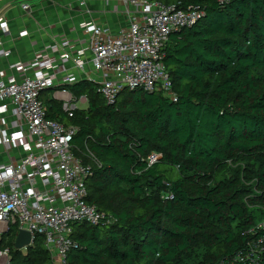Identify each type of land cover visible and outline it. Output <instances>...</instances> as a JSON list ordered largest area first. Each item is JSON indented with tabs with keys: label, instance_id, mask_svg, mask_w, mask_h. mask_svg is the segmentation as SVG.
Instances as JSON below:
<instances>
[{
	"label": "trees",
	"instance_id": "1",
	"mask_svg": "<svg viewBox=\"0 0 264 264\" xmlns=\"http://www.w3.org/2000/svg\"><path fill=\"white\" fill-rule=\"evenodd\" d=\"M202 18L174 33L164 63L177 102L125 91L114 106L99 87H67L88 107L69 119L74 154L93 169L87 203L112 223L73 227L70 264H264L253 251L264 222V0H151ZM93 156V159L90 157ZM153 155L161 157L150 164ZM12 264H54L43 237Z\"/></svg>",
	"mask_w": 264,
	"mask_h": 264
},
{
	"label": "built area",
	"instance_id": "2",
	"mask_svg": "<svg viewBox=\"0 0 264 264\" xmlns=\"http://www.w3.org/2000/svg\"><path fill=\"white\" fill-rule=\"evenodd\" d=\"M122 1L134 11L127 29L113 34L107 27L87 22L80 27L87 38L57 36L33 60L15 65L18 75L0 71V264H12L5 243L12 226L18 227V234L29 232L34 242L43 237L54 264H70L75 225L114 221L87 203L93 169L74 154L78 128L50 119L42 99L45 92H53L52 99L69 119L78 111V102L87 103L86 97H76L67 89L79 83L77 76L68 73L67 62L99 87L109 106L116 105L125 91L138 90L163 93L177 102L164 49L174 33L194 26L203 13L151 0ZM22 9L28 12L31 6L23 4ZM27 35L23 31L20 38ZM89 66L96 78L88 75ZM160 157L153 155L150 164ZM255 230L261 236L253 251L261 249L255 252L261 256L264 222Z\"/></svg>",
	"mask_w": 264,
	"mask_h": 264
},
{
	"label": "crops",
	"instance_id": "3",
	"mask_svg": "<svg viewBox=\"0 0 264 264\" xmlns=\"http://www.w3.org/2000/svg\"><path fill=\"white\" fill-rule=\"evenodd\" d=\"M23 4L30 5L31 10L23 11ZM133 12L122 0H0V71L18 75L14 66L33 60L57 36L65 35L72 40L87 38L80 28L87 22L118 34L129 27ZM23 31L28 35L20 38ZM66 68L79 78V83L87 81L72 62H67ZM87 70L90 77H97L91 66ZM10 120L15 118L10 115Z\"/></svg>",
	"mask_w": 264,
	"mask_h": 264
},
{
	"label": "water",
	"instance_id": "4",
	"mask_svg": "<svg viewBox=\"0 0 264 264\" xmlns=\"http://www.w3.org/2000/svg\"><path fill=\"white\" fill-rule=\"evenodd\" d=\"M33 243L34 240L32 239V235L27 231L20 230L15 241V248L18 251L27 250L33 245Z\"/></svg>",
	"mask_w": 264,
	"mask_h": 264
},
{
	"label": "rangeland",
	"instance_id": "5",
	"mask_svg": "<svg viewBox=\"0 0 264 264\" xmlns=\"http://www.w3.org/2000/svg\"><path fill=\"white\" fill-rule=\"evenodd\" d=\"M90 84H93V83H90ZM52 94H53V92L49 93V94H48V97H51ZM87 107H88V104H87V103L78 102V109H79V110H85ZM255 250L261 252V249H259V248H257V247H255ZM25 251H26V250H24V252H25Z\"/></svg>",
	"mask_w": 264,
	"mask_h": 264
}]
</instances>
